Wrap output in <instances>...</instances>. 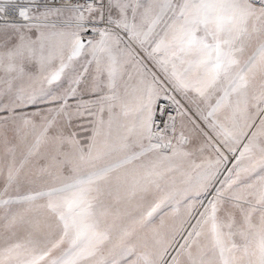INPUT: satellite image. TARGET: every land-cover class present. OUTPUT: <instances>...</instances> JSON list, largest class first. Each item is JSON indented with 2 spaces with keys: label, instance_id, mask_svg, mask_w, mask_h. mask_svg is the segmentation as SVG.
<instances>
[{
  "label": "snow or ice",
  "instance_id": "snow-or-ice-1",
  "mask_svg": "<svg viewBox=\"0 0 264 264\" xmlns=\"http://www.w3.org/2000/svg\"><path fill=\"white\" fill-rule=\"evenodd\" d=\"M0 264H264V0H0Z\"/></svg>",
  "mask_w": 264,
  "mask_h": 264
},
{
  "label": "rangeland",
  "instance_id": "rangeland-1",
  "mask_svg": "<svg viewBox=\"0 0 264 264\" xmlns=\"http://www.w3.org/2000/svg\"><path fill=\"white\" fill-rule=\"evenodd\" d=\"M160 103L163 105V104H167L168 102L167 101H164L163 98L161 99Z\"/></svg>",
  "mask_w": 264,
  "mask_h": 264
}]
</instances>
